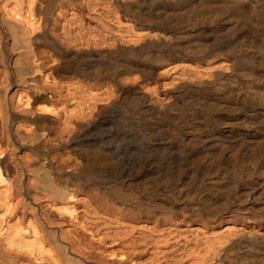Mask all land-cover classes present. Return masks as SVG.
Returning <instances> with one entry per match:
<instances>
[{
  "label": "bare ground",
  "instance_id": "6f19581e",
  "mask_svg": "<svg viewBox=\"0 0 264 264\" xmlns=\"http://www.w3.org/2000/svg\"><path fill=\"white\" fill-rule=\"evenodd\" d=\"M234 75L248 92L228 83ZM112 115L137 119L147 130L160 128L162 142L138 141V158H127L124 143L111 152L104 137L96 138L103 147L94 157L80 152L88 150L81 145L88 129ZM57 149H67L76 168L56 165ZM175 149L178 155L164 156L169 160L158 157ZM105 152L122 167L137 163L167 198L156 203L144 193L116 190L134 203L139 218L151 219L127 227L141 253L151 251L147 264H248L255 252L262 255L254 264H264V0H0L2 257L14 252L35 256V264L47 258L48 264L70 263L66 256L58 260L62 247L45 228L55 227L69 241L73 212L77 216L70 185L79 179L104 189ZM18 173L20 191L12 183ZM24 194L42 211V222L35 207L31 213L25 205L20 209ZM47 239L59 248L55 261L53 254L44 262L40 256L53 251ZM251 245L254 250L246 251Z\"/></svg>",
  "mask_w": 264,
  "mask_h": 264
},
{
  "label": "rangeland",
  "instance_id": "374dc122",
  "mask_svg": "<svg viewBox=\"0 0 264 264\" xmlns=\"http://www.w3.org/2000/svg\"><path fill=\"white\" fill-rule=\"evenodd\" d=\"M242 77L240 76V75H234V76H232L231 78H230V80L228 81V83L230 84V85H236L238 88H239V90H240V92H248V84H245L244 83V81H243V78L241 79ZM113 116V115H112ZM104 117V116H101L99 119H98V122H96V124L94 125V126H91L90 128V130L88 129V131L89 132H87L88 134H87V136H85V138H84V142H82L81 143V145H82V147L84 148H87L88 150H84V149H80V152H83V153H87V154H89V155H92L93 157L95 156V153H96V151L98 150V149H101V147H103L102 145H100L99 143V145L96 143V141L98 140V139H96V138H103V140H108L111 144H108L107 146H108V149L111 151V152H113V151H115L114 149H115V143H117L118 145L119 144H122L123 145V143L124 144H128L129 145V147L130 148H128V149H126L127 151L125 152V150L124 149H122L123 150V153L125 154V155H127L128 157V159H129V157H131V156H134V157H136V158H138L140 155H141V152L138 150V151H136L137 150V143H138V141L139 142H141V140L143 141H148L149 139L151 140L150 142L151 143H161L162 142V137H161V135H162V131H161V129L160 128H158V129H144V128H142V126L141 127H139L140 125L138 124V122H137V119H134V120H136V121H134L133 119V121H131V119H130V117H121V116H113L114 117V119H111V118H113V117ZM104 117V118H103ZM119 117L121 118V119H119ZM103 118V119H102ZM110 118V119H109ZM125 118V119H124ZM124 119V122L122 121L121 122V120H123ZM130 119V120H129ZM117 120V121H116ZM128 120V123L126 122V121ZM100 121H101V123H100ZM109 121V122H108ZM119 123V124H118ZM121 123V124H120ZM129 123H130V125H129ZM132 123V124H131ZM134 123V124H133ZM135 123H137V124H135ZM102 124V125H101ZM125 124H126V126H127V128H126V126H125ZM108 125V126H107ZM96 126H97V128H96ZM130 126V127H129ZM133 126V127H132ZM135 126V127H134ZM138 126V127H137ZM129 128V129H128ZM131 128V129H130ZM132 128H135V129H132ZM138 128V129H137ZM94 129V130H93ZM144 130V131H142V130ZM160 129V130H159ZM101 130V131H100ZM130 130V131H129ZM135 130V131H134ZM138 130V131H137ZM146 130H147V132H146ZM151 130V131H150ZM142 131V132H141ZM152 131H153V134H152ZM155 131V132H154ZM93 132V133H92ZM105 132V133H104ZM139 132H141L140 134H139ZM157 132V133H156ZM103 133V134H102ZM144 133V134H143ZM148 133H151V134H148ZM158 134V135H156V134ZM160 133H161V135H160ZM101 134V135H100ZM115 134V135H114ZM145 134H146V136H145ZM124 135V136H123ZM147 135H149V136H147ZM160 135V136H159ZM158 136V137H157ZM144 137V138H143ZM147 137V138H146ZM160 137V138H159ZM142 138V139H141ZM153 140H152V139ZM148 139V140H147ZM157 139V140H156ZM154 141V142H153ZM95 142V143H94ZM136 143V144H135ZM113 144V145H112ZM94 145V146H93ZM110 147V148H109ZM123 148V147H122ZM121 150V151H122ZM128 150H130V151H128ZM132 151V152H131ZM128 152V153H127ZM134 153V154H133ZM54 156H55V158H57L56 159V165H58L59 167H60V165H61V167L63 166V167H66V168H70L71 167V170L73 169L72 167L74 166V168H76V166H77V159L73 156V155H71L70 156V154L68 153V150L67 149H57V150H55V152H54ZM105 154H106V156H107V159L105 160V161H103V162H101L102 163V166H103V171H105V170H107V171H105V173L104 172H102V177H101V179H99L100 181H99V183H100V186H102V187H104V189H100V188H97L95 185H93V184H88V185H84L83 183H82V181L83 180H79V179H75V180H73V182H72V184L70 185V188H69V191H71L73 194H74V196H75V198L73 199V200H71L70 201V204H74L73 205V207H74V211H76V215L78 216H76L75 217V212H73V214L74 215H72V216H74V217H71V219H72V221L75 219L76 220V222H78L77 221V219L79 220V222H78V224H80V225H83V226H81V229L79 228V226H77L78 224L77 223H75V220H74V223L72 222H70V237L68 236V238H70L69 239V241H67V242H65V240H62L61 238H59V232L55 229V227H51V230H50V227L49 228H45V229H47V237L48 238H50V236L52 237H54L55 238V236H56V234H57V236H58V238H57V236H56V238L55 239H53V237H52V240H54V241H52V240H50V242L52 241V242H56V246H57V244L59 245V246H57V247H62L61 249H59V248H57V249H59V250H56V248L54 249V250H56V252L59 254V256H60V250L61 251H63L62 253H61V256H60V258L57 256L58 254L56 253L55 254V251L53 250V245H55V244H52V242L50 243L49 242V240L47 239V243L48 244H50L51 245V247H52V252L49 254L48 252L47 253H45L44 255H46V254H49V256H43V255H40V256H42L43 258H44V260H43V262L46 260L45 259V257L47 258V257H50V256H52V254H53V256L54 255H56V256H52V258H51V260H54L55 261V259L57 260V257H58V260L60 259L61 260V258L62 257H64L65 258V256H66V258L68 257V258H72V259H64V261L66 260V263L67 262H69L70 261V263H72V264H107L108 262L111 264L112 263V260H113V263L112 264H128V261H129V259L131 260H133V261H139V260H142V262L144 261V263L145 264H147L146 262H147V260H148V258L149 259H151V257H149L148 256V254L151 252H149V249H145V248H143L142 250H144V252H142V253H144V254H142L141 253V251L138 249V246L134 243V242H136V240H135V238H132V237H135L134 236V234L132 233V232H130L131 230L130 229H128L129 227H131L130 225L131 224H135V223H137L138 221H140V222H151V221H149V220H151V219H149V218H146V217H141V218H139V216H138V212H137V209L135 208V205H134V203L132 202V201H124V200H122V199H120L118 196H117V194H116V190L117 189H120V190H122L123 192H126V193H130V191H131V194H142L143 195V193L145 194V196H147V197H149V198H151V199H154V201H156V203H160V202H163V201H166L167 200V198H164L163 197V192L160 190H158V188L156 187V186H154L155 185V183L154 182H152V179H151V177H149L148 175H146V174H148V172H143L140 168H139V166L137 165V163L135 164V163H132V162H130L129 163V160L127 159L126 160V162H128L129 164V166L127 165L126 167L125 166H123L122 167V165L121 164H119L118 162H117V160L115 159V158H113L112 159V155H110L109 154V152H105ZM131 156H130V155ZM138 154V155H137ZM179 153H178V151L175 149V151L173 150L172 152H163V151H160V152H158V157L159 158H163L164 160H169V159H166V158H164V156L165 155H178ZM182 154H186L185 153V151H184V153H182ZM65 155V156H64ZM69 155V156H68ZM162 155V156H161ZM66 156H67V158H66ZM116 157V156H115ZM184 158H186L185 156L183 157V159ZM69 159V160H68ZM75 160H77V161H75ZM66 163H65V162ZM72 162H74V163H72ZM70 164V166H67V165H69ZM76 165V166H75ZM115 165V166H114ZM111 166V167H110ZM120 166V167H119ZM131 166V167H130ZM130 167V168H129ZM120 169H122V170H120ZM134 170V171H133ZM112 172V173H111ZM118 172V173H117ZM19 174V173H18ZM111 174V175H110ZM117 174V175H116ZM106 175H107V177H106ZM129 175V176H128ZM21 176H22V174H19V176H17V179H15V177H16V175H15V177H14V179H13V181H12V183H13V186H14V189H18L19 191L21 190V183L20 182H22V179H20L21 178ZM105 176V177H104ZM20 177V178H19ZM43 177V176H42ZM41 176H39L38 178L40 179V180H43L44 178H42ZM104 177V178H103ZM42 178V179H41ZM106 178V179H105ZM109 178V179H108ZM125 179V180H124ZM136 179V180H135ZM45 180V179H44ZM105 180V181H104ZM121 180V181H120ZM78 183H77V182ZM114 181V182H113ZM118 182H119V184H118ZM123 182V183H122ZM77 183V184H76ZM99 183H98V185H99ZM107 183V184H106ZM16 184H19V185H16ZM112 185V186H110V185ZM21 185V186H20ZM72 185H73V187H72ZM74 185H76V186H74ZM15 186H16V188H15ZM20 186V187H19ZM85 186H87V187H85ZM125 186V187H124ZM72 187V188H71ZM82 187V188H81ZM113 187V188H112ZM124 188H126V189H124ZM134 188H136V189H134ZM72 189V190H71ZM77 190V191H76ZM79 191V192H78ZM146 191V192H145ZM75 192V193H74ZM162 192V193H161ZM110 193V194H109ZM160 193V194H159ZM82 197H81V196ZM160 197H159V196ZM79 196H80V198H79ZM151 196V197H150ZM165 196V195H164ZM232 196V197H231ZM230 196V200L232 199V198H234L235 196L234 195H231ZM76 197H77V199H76ZM83 197H85V198H83ZM166 197V196H165ZM24 198V199H23ZM23 204L21 205L20 204V209H22L21 208V206H23V205H25V206H23V210H28L29 212L31 211V212H34L35 210H37V212L35 211L34 213H36V214H34V217H36L37 218V216H38V218L39 219H37V220H39L40 222H42V216L40 217V215L39 214H42V211L41 210H39V208L38 207H35V206H37L31 199H30V197H28V194H24L23 195ZM117 198V199H116ZM162 198V199H161ZM30 199V200H29ZM82 199H84V200H82ZM85 199H86V201H85ZM84 201V202H83ZM160 201V202H159ZM223 200H218V203L217 204H219V203H221ZM73 202V203H72ZM126 202V203H125ZM33 203V204H32ZM89 203V204H88ZM122 203V204H121ZM27 204V205H26ZM85 206H84V205ZM86 204H88V206H86ZM82 205V206H81ZM89 205H91L90 207H89ZM32 206V207H31ZM77 206V207H76ZM36 209H35V208ZM25 208V209H24ZM33 211H32V210ZM35 209V210H34ZM82 209V210H81ZM86 209H88V212H90V213H88V212H86L85 213V210ZM93 210V211H92ZM136 210V211H135ZM38 211H41V213L40 212H38ZM87 211V210H86ZM30 212V213H31ZM92 212H94L95 213V216H97V218H95V216L93 217V215H94V213H92ZM98 212V213H97ZM133 212V213H132ZM82 213H84V214H82ZM88 214V215H87ZM90 214V215H89ZM97 214V215H96ZM121 214V215H120ZM82 215V216H81ZM119 215V216H118ZM124 215V216H123ZM86 216V217H85ZM92 216V217H91ZM100 216V217H99ZM122 216V217H121ZM80 218V219H79ZM83 218V219H82ZM89 219V220H87V219ZM92 218H95V219H92ZM103 221V222H105V223H103L102 221H100V219ZM143 218V220H141ZM146 218V219H145ZM99 220V221H97V220ZM109 219V220H108ZM111 219V220H110ZM118 219V220H117ZM133 219H135V220H133ZM138 219V220H137ZM140 219V220H139ZM91 220V221H90ZM95 222H94V221ZM109 222H108V221ZM117 220V221H116ZM123 220V221H122ZM81 221V222H80ZM114 221V222H113ZM119 221V222H118ZM137 221V222H136ZM110 223V224H113L114 226H110V224L109 225H106V224H108V223ZM112 222V223H111ZM116 222H118V223H116ZM122 222H124V225L126 224V222L128 223V224H126V225H129V223H130V225L129 226H124V228H123V226H120V225H118V224H123ZM88 223V224H87ZM90 223H93V224H90ZM115 223L118 225V226H120V227H118V226H116L115 225ZM73 224V225H72ZM75 224H77L76 226H74ZM85 224H87V226L85 225ZM98 224H100L101 226L100 227H98ZM145 224V223H144ZM84 225L88 228H85L84 227ZM93 225V226H92ZM103 225V226H102ZM104 225H106V226H104ZM107 226H110L109 228L107 227ZM76 227H78L77 229L78 230H76L75 231V228ZM82 227H84V229H82ZM90 227H92V228H90ZM103 229H102V228ZM113 227H115L114 229H113ZM122 227V228H121ZM128 227V228H127ZM55 229V231H54V229ZM90 228V229H89ZM96 228H101L100 230L98 229V231H99V233H100V235H99V233H98V231H97V233H96V231H94L93 229H96ZM48 229H49V231H50V233H49V235H48ZM53 229V230H52ZM73 229V230H72ZM105 229H109L108 231L110 232V234H108L109 232L107 231V230H105ZM115 230V229H123V230H116L117 231V233H116V231H113V230ZM81 230V231H80ZM86 230L88 231V232H86ZM129 231L130 233H132L133 235H131L129 232L128 233H123V234H121L120 232H123V231ZM52 231V232H51ZM54 231V232H53ZM78 231V232H77ZM84 232V234H83V232ZM91 231H92V234H91ZM101 231V232H100ZM104 231V232H103ZM106 231V232H105ZM113 231V232H112ZM94 232H95V234H94ZM103 232V233H102ZM108 232V233H107ZM114 232H115V234H114ZM118 232H119V234H118ZM111 233H113L115 236H113V234H111ZM207 233V235H208V237H210L211 236V233L210 232H206ZM72 234V235H71ZM73 234H74V236L75 237H73ZM83 234V235H82ZM107 234H108V236H107ZM117 234V235H116ZM129 234V235H128ZM82 235V236H81ZM86 237H85V236ZM95 235V236H94ZM97 235H99L100 236V238H99V236L97 237ZM102 235V236H101ZM104 235V236H103ZM106 235V236H105ZM110 235V236H109ZM120 235L121 236H123V237H121V238H119L120 237ZM126 235V236H125ZM77 236V237H76ZM79 236H81V237H79ZM91 236V237H90ZM128 236V237H127ZM132 236V237H131ZM93 237H95V239L93 238ZM103 237H104V239L105 240H103ZM108 237V238H107ZM110 237V238H109ZM114 237H115V239H114ZM125 237L127 238V241L125 242ZM72 238L74 239V241L72 240ZM76 238H78V239H76ZM102 239V241L101 240H98V239ZM118 238V239H117ZM122 238H123V240H124V243H123V240H122ZM132 238V239H131ZM80 239H82V240H80ZM94 239V240H93ZM114 240L113 242L111 241V240ZM119 239H121V240H119ZM56 240V241H55ZM58 240V241H57ZM59 240H61V242L62 243H64V244H62L61 242V244L60 243H58L59 242ZM68 240V239H67ZM76 240L78 241V242H76ZM82 241V242H80V241ZM84 240V241H83ZM96 240V241H95ZM73 242L72 243V245L74 244V242H76V243H78V244H76L75 243V248H78L79 249V247H81L80 249H79V252L77 251L78 249H76L75 250V248H72V247H74V246H71V248H70V245H71V242ZM111 241V242H110ZM117 241V242H116ZM129 241H131V244H130V242ZM132 241H134L133 243H132ZM68 242H70V245L68 244ZM100 242V243H99ZM106 242V243H105ZM108 242V243H107ZM129 242V243H128ZM88 245H87V244ZM97 243V244H96ZM101 243H104V245L103 244H101ZM118 243V244H117ZM127 243V244H126ZM137 243V242H136ZM69 245V246H66V245ZM81 244V245H80ZM84 244V246H82ZM92 244V245H91ZM107 244V245H106ZM113 244V245H112ZM80 245V246H79ZM90 245V246H89ZM94 245V246H93ZM128 245V246H127ZM63 246H65V247H67V248H63ZM98 246V247H97ZM102 246V247H101ZM127 246V247H126ZM130 246V247H129ZM135 246V247H134ZM253 245H251V247L249 246V247H246L245 248V250L246 251H248L249 249L248 248H250L251 250L253 249L254 250V248L252 247ZM86 250H84L83 248ZM86 247V248H85ZM88 248H91V250L90 249H88ZM92 248H95V249H92ZM100 248H102V249H100ZM105 248V249H104ZM106 248H108L107 250H106ZM111 248V249H110ZM114 248V249H113ZM132 248V249H131ZM136 248V249H135ZM64 249V250H63ZM70 249V250H69ZM71 249H74V250H72L71 251ZM133 249L135 250L134 251V253L136 252V250H137V252L138 251H140V256H139V254L137 255L136 253H135V255H132V254H134L133 253ZM67 250V251H66ZM96 250V251H95ZM98 250V251H97ZM102 250H104V255L102 254ZM114 250V251H113ZM146 250V251H145ZM69 251V252H68ZM74 251V252H73ZM77 251V252H76ZM101 252V254H100V252ZM105 251H107V252H105ZM111 253H110V252ZM112 251H113V257H110V255L112 254ZM76 252V253H75ZM145 252H147V255L145 254ZM241 252H243V251H241ZM66 253H67V255H66ZM72 253V254H71ZM81 253H82V255H81ZM83 253H85V254H83ZM108 253H110V254H108ZM13 254H14V252H13ZM13 254L11 253L10 255H8V256H11L10 257V259L12 258V259H14L15 257H18V258H16V259H18L17 260V262L15 263V259H14V261L11 259H9L8 260V256H7V254H6V258L5 257H2L1 255L2 254H0V258L2 257V258H4V260H6L5 261V263H7L8 262V264H26V262H28L27 264H29V262L32 264V262H34L33 264H35L36 263V259L34 260V261H32L33 259H31V257L32 258H34L35 256H24V258H22V255L20 256V255H17V254H14V256H13ZM62 254H65V255H63L62 256ZM80 254V255H79ZM87 254V255H86ZM107 254V255H106ZM123 256V258H124V260L120 257L121 255ZM207 254H209V253H207ZM261 253L260 252H255V253H250L249 255H250V258H249V260H248V264H254V261H255V258L257 259V258H259V255H260ZM142 255V256H141ZM151 255V254H150ZM262 255V254H261ZM260 255V256H261ZM5 256V255H4ZM84 256V257H83ZM112 256V255H111ZM115 256H117V257H115ZM135 256H137V257H135ZM139 256V257H138ZM148 256V257H147ZM210 255H208V257H209ZM252 256V257H251ZM26 257V258H25ZM28 257V258H27ZM127 257H128V259H127ZM130 257V258H129ZM135 257V258H134ZM202 258H208L206 255H205V257H204V254H203V256H201ZM200 257V258H201ZM2 258L0 259V263L2 262ZM55 258V259H54ZM112 258V260H110V259ZM119 258V259H118ZM145 258H147V260L145 259ZM199 259V261H202L203 259ZM20 259H24V260H21V262H20ZM29 259V260H28ZM31 259V260H30ZM143 259H145V260H143ZM8 260V261H7ZM26 260H28V261H26ZM59 260V261H60ZM69 260V261H68ZM115 260H117V262H118V260L119 261H121V262H118V263H116L115 262ZM124 262H123V261ZM10 261V262H9ZM11 261H12V263H11ZM37 261H40V260H37ZM53 261V262H54ZM62 261V260H61ZM108 261V262H107ZM127 261V262H126ZM133 261L132 262H130L129 261V264H136L135 262L133 263ZM146 261V262H145ZM149 261V260H148ZM24 262V263H23ZM42 261H40V262H38L37 264H43V263H41ZM49 262H50V259H49ZM52 262V261H51ZM74 262V263H73ZM76 262V263H75ZM107 262V263H106ZM45 263H47L48 264V258H47V260L45 261ZM44 263V264H45ZM63 262H61V264H62ZM65 263V262H64ZM69 263V264H70ZM143 263V264H144ZM68 264V263H67ZM148 264H149V262H148ZM213 264H221L220 262H216V263H213Z\"/></svg>",
  "mask_w": 264,
  "mask_h": 264
}]
</instances>
